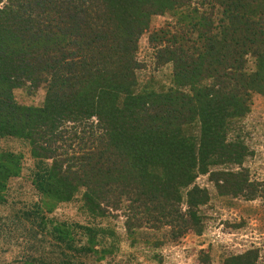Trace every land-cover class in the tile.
<instances>
[{
  "label": "trees",
  "instance_id": "16d2710c",
  "mask_svg": "<svg viewBox=\"0 0 264 264\" xmlns=\"http://www.w3.org/2000/svg\"><path fill=\"white\" fill-rule=\"evenodd\" d=\"M166 14L174 21L150 44L175 89L139 93L140 38ZM24 86L46 89L43 107L16 102ZM263 94L264 0H0V138L30 144L39 192L69 202L83 190L89 214L122 212L129 233L167 227L174 242L201 233L209 194L195 183L218 164L239 167L211 173L221 195L264 198V182L242 167L245 146L228 142L231 122ZM196 123L198 140L188 132ZM0 154L3 187L20 159ZM78 228L102 247L95 230Z\"/></svg>",
  "mask_w": 264,
  "mask_h": 264
},
{
  "label": "rangeland",
  "instance_id": "374dc122",
  "mask_svg": "<svg viewBox=\"0 0 264 264\" xmlns=\"http://www.w3.org/2000/svg\"><path fill=\"white\" fill-rule=\"evenodd\" d=\"M173 21L172 14L153 17L149 31L140 38L139 93L175 89L173 67L158 65L150 44L153 31ZM46 95L44 87L24 86L14 91L16 102L24 107H43ZM188 132L198 140L199 124ZM228 142L245 146L243 169L251 180L264 182V94L254 96L247 115L231 122ZM0 153L20 159L18 176L0 187V264H225L247 252L257 254L255 264H264V198L249 201L221 195L211 181V173L238 171V166L218 164L209 174L198 175L195 186L209 194V202L201 208L202 232L174 242L167 227L154 230L145 226L129 233L122 212L104 219L92 216L82 201L83 190L69 202L39 192L27 141L0 138ZM67 226L95 230L100 241L96 243L102 247L94 251L86 231L78 227L66 230Z\"/></svg>",
  "mask_w": 264,
  "mask_h": 264
}]
</instances>
